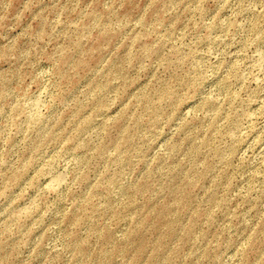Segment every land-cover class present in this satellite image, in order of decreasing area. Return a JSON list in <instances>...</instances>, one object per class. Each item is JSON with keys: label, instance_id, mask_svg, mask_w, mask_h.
Returning a JSON list of instances; mask_svg holds the SVG:
<instances>
[{"label": "rangeland", "instance_id": "rangeland-1", "mask_svg": "<svg viewBox=\"0 0 264 264\" xmlns=\"http://www.w3.org/2000/svg\"><path fill=\"white\" fill-rule=\"evenodd\" d=\"M0 264H264V0H0Z\"/></svg>", "mask_w": 264, "mask_h": 264}, {"label": "bare ground", "instance_id": "bare-ground-1", "mask_svg": "<svg viewBox=\"0 0 264 264\" xmlns=\"http://www.w3.org/2000/svg\"><path fill=\"white\" fill-rule=\"evenodd\" d=\"M16 98V97H15ZM25 99H27V100H31V98H29V97H27V94L25 95ZM17 102V101H16ZM32 102V101H31ZM31 102H29V103H31ZM19 103V102H18ZM27 104V103H26ZM20 105V104H19ZM25 105V104H24ZM29 105V104H28ZM27 105V106H28ZM32 105V104H31ZM35 105V102L33 103V106ZM23 107V106H22ZM23 108H25V107H23ZM28 108V107H27ZM29 109V108H28ZM23 110V109H22ZM33 111H32V113L27 117V124L29 125H31V123L32 122H37L38 120H39V115L37 114V112L36 111H34V107H33V109H32ZM29 112H30V110H28ZM22 112V111H21ZM5 115V114H4ZM7 115V114H6ZM56 166V165H55ZM54 170H55V167H54ZM54 173V172H53ZM52 174V173H51ZM60 175V174H59ZM57 176V175H56ZM50 183V186H54V188L55 187H59L60 185H61V183H60V181H59V178H56V177H52V180H51V182H49ZM49 183H48V186H49ZM63 186V185H62Z\"/></svg>", "mask_w": 264, "mask_h": 264}]
</instances>
